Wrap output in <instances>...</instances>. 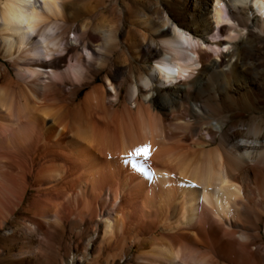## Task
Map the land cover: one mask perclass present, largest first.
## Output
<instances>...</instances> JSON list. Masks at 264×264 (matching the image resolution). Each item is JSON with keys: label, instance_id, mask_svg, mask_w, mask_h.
Listing matches in <instances>:
<instances>
[{"label": "bare ground", "instance_id": "bare-ground-1", "mask_svg": "<svg viewBox=\"0 0 264 264\" xmlns=\"http://www.w3.org/2000/svg\"><path fill=\"white\" fill-rule=\"evenodd\" d=\"M189 2L0 0V264H264V0Z\"/></svg>", "mask_w": 264, "mask_h": 264}, {"label": "rangeland", "instance_id": "rangeland-1", "mask_svg": "<svg viewBox=\"0 0 264 264\" xmlns=\"http://www.w3.org/2000/svg\"><path fill=\"white\" fill-rule=\"evenodd\" d=\"M138 1H144V2L148 3V5L146 6V8H143L142 5H139V7L136 9L137 15L133 14L132 16L124 17L123 14L121 13V5L120 4H117L118 6L117 5L113 6V0H107V1L105 0L106 6L110 4L107 7L108 9L102 8L101 9L102 10L101 15L98 14L95 17V19L98 22L104 23V25H105V27L103 29L104 32H108L110 28L115 29L118 26H120L121 24H124L126 27V31L123 32L121 35H119V33L116 31L114 33V35L116 37L120 36L123 39H125L127 37V31L132 30L133 38L137 37V36L141 38L145 34V26H146L147 18L149 15L154 13L155 8L159 9V11H160L159 14H153V15H155V18L157 17L156 19L160 20V21H163V20L167 21L170 26H171V22L169 21V14L167 13V9H169V8L172 9L175 4L177 5V7L180 6V9H182V10H190V8H191V3L189 2V0H138ZM213 4H215V1L213 2ZM113 9L115 11H113ZM255 10H258V7H255ZM108 14H110V15H108ZM119 18H121V19H119ZM111 19H113L114 21L112 22ZM111 24L113 26H111ZM108 25H110V26L108 27ZM69 36L71 39L74 38L73 33H70ZM109 45H112V46L115 45V49H114L113 53H114V56L116 58L118 57V59H119L121 56V53L119 52V49L117 48V44L115 42L111 41V43L109 42ZM138 50L137 51L135 50V54H136L137 59L141 60V53ZM0 57H1L0 58V65H2L4 63L9 64V61L7 58H5L3 56H0ZM119 63H121V62H119ZM143 64H145V65H143ZM142 66H154V63L153 62L152 63L151 62L150 63L149 62H146V63L133 62L132 70L133 71H138L139 69L141 70ZM106 73H107V69H106V67H104L101 71V74H100V78H99L100 80L96 83V85L101 86V84L104 83V85H106V87L108 89H110V87L107 85V82H105L103 80V77H104V75H106ZM102 86H103V84H102ZM89 90H90V87L86 86L81 91L80 97H83V95L86 92H88ZM125 90H126V87L123 88V96L125 95ZM261 107H264V104L258 105L259 109H261ZM241 117L242 118L239 117L237 119L239 123H242L243 121H245L246 123H252L253 122L251 117L247 114L245 116H241ZM152 121H154V119H152ZM155 122L156 121H154V123ZM17 221H21V218H18ZM57 237H58V239H56ZM57 237H55L53 240H50L48 242V245H49V253H50L51 257L54 260L58 261V258L60 257V255H63L64 252L67 250V248H69L71 243H74L78 238L74 233H71L67 227H65L64 230L62 231V233L59 234ZM102 253L104 256H107L108 254H110V255L114 254L115 255V251H111L107 247L102 251ZM134 253L136 255L138 254L137 251H135ZM123 264H138V263L136 261H124Z\"/></svg>", "mask_w": 264, "mask_h": 264}, {"label": "snow or ice", "instance_id": "snow-or-ice-1", "mask_svg": "<svg viewBox=\"0 0 264 264\" xmlns=\"http://www.w3.org/2000/svg\"><path fill=\"white\" fill-rule=\"evenodd\" d=\"M137 154H139V152Z\"/></svg>", "mask_w": 264, "mask_h": 264}]
</instances>
